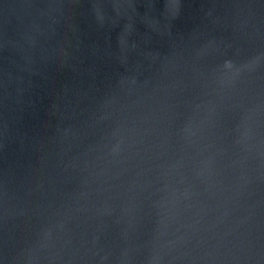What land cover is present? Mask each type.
Instances as JSON below:
<instances>
[{
    "label": "water",
    "instance_id": "obj_1",
    "mask_svg": "<svg viewBox=\"0 0 264 264\" xmlns=\"http://www.w3.org/2000/svg\"><path fill=\"white\" fill-rule=\"evenodd\" d=\"M0 264H264V0H0Z\"/></svg>",
    "mask_w": 264,
    "mask_h": 264
}]
</instances>
